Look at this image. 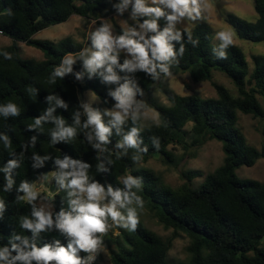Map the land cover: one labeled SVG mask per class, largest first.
I'll use <instances>...</instances> for the list:
<instances>
[{
	"label": "trees",
	"instance_id": "1",
	"mask_svg": "<svg viewBox=\"0 0 264 264\" xmlns=\"http://www.w3.org/2000/svg\"><path fill=\"white\" fill-rule=\"evenodd\" d=\"M107 1L0 0V30L2 36L11 40L9 46L0 49V107L11 103L18 110L15 115L0 112V202L3 204L0 250L7 249L11 260L18 255L13 245L21 252L46 245L50 250L63 247L67 251L71 243L76 257L84 264L89 251L75 247L71 236L56 226L61 213L76 214L70 203L76 197L69 195L73 189L67 186L71 177L64 180L63 187L60 184L62 173L79 170L61 169L57 161L68 159L87 165L83 169L87 184L102 187L108 200L112 201L109 188L113 192L135 193L158 223L172 230L171 237L162 239L139 221L132 231L115 223L112 230L94 233L99 245L107 250L110 264H168L172 241L181 234L189 239V258L180 264H264V183L240 180L235 175V170L241 166L250 167L256 160H264V144L260 149L248 145L237 127L238 113L264 120V54L252 56L250 70L237 46L230 44L222 48L221 43H213L211 28L201 24L192 30L170 32L165 36L174 53L167 61L154 60L150 49H146L149 59L154 64H164L167 73L159 67L155 74L139 67L125 68L124 57L111 54L116 56V63L107 62L102 71L95 74L83 73L77 62L63 68L68 55L82 52V45L69 37L55 43L33 39L36 33L62 24L73 15L96 21L110 12L106 11ZM252 1L257 14L254 21L229 14L226 22L239 39L264 43V0ZM161 11L160 17L133 11L142 25L153 20L157 24L155 31L145 28L147 40L163 33L170 23L167 17L171 14ZM116 33L119 37L126 32L116 27ZM177 33L178 40L171 38ZM20 43L40 50L43 60L22 59ZM109 65L118 77L116 81L105 79ZM58 69L62 71L59 76L55 75ZM213 71L221 72L231 81L236 96L212 82ZM179 73H187L193 83L210 81L216 97L169 93L168 105L151 100L149 106L157 113L158 123L141 130L140 116L124 118L105 134V141L99 140L97 131L86 122L79 100L84 91H92L105 107L113 109L119 103L116 94L123 85L127 84L131 90L130 101H135L147 96L162 77ZM37 120H40L38 125ZM189 123L191 126L187 129ZM61 127L73 128L74 135L54 138L53 133L59 132ZM133 128L137 130L135 148L124 144V137ZM262 135L264 141V133ZM211 140L221 143L223 163L204 175L197 188H193L191 182L202 175L196 172L182 174L185 182L173 188L153 170L135 168L137 162L153 158L173 163L170 146L179 145L194 154ZM12 161L15 166L10 167ZM45 175H49L50 186L56 187L53 212L47 214L53 223L34 233L22 223L25 218L35 222L33 211L41 209L36 202L21 199L25 193L20 191V185L32 186ZM128 176L137 180L139 187L126 188L121 178ZM109 220L110 217H106L105 223ZM99 258L97 251L94 264ZM51 262L54 261L48 264ZM0 264L6 262L0 261ZM15 264L24 262L16 260ZM28 264L44 262L32 259Z\"/></svg>",
	"mask_w": 264,
	"mask_h": 264
},
{
	"label": "rangeland",
	"instance_id": "2",
	"mask_svg": "<svg viewBox=\"0 0 264 264\" xmlns=\"http://www.w3.org/2000/svg\"><path fill=\"white\" fill-rule=\"evenodd\" d=\"M107 10L109 13L100 16L96 21L92 19H82L76 15L71 16L66 22L54 26H50L33 36L34 40L38 41H51L57 42L61 39L69 37L76 43L82 45V52L79 55H68L65 60H71L74 63L81 65V71L83 73H100L103 66L95 69H90L85 61L91 58L92 53L98 51L93 45V35L102 27H108L110 34L113 38L117 37L116 27L121 28L123 31L131 35L132 32L137 35L132 36L138 42L143 44V41L139 39L140 35L146 38V30L142 28V24L139 23L133 16L135 10V0H108ZM146 5H154L162 10H167L172 14V10L166 5L158 2L153 3V0H144ZM191 7V5L189 6ZM229 14H233L246 21H254L257 18V14L254 11L252 0H203L200 16H196L195 13L189 17L187 14L183 17H178L176 21H172L168 24L170 32H178L180 30H192L196 26L206 24L211 28L213 32V43H221L217 37L218 32H230L232 33V44L237 46L244 54L248 68L252 70V56L264 54V43H252L239 39L233 28L226 22V17ZM11 44V40L5 36L0 35V49L7 47ZM120 54L124 57L125 61H130L133 64L137 63L136 58L126 48H114L113 53ZM19 56L22 59H35L43 60V53L35 47L26 46L25 44H19ZM64 64L63 68L66 67ZM212 82L225 87L228 92L236 96V90L231 81L221 72H212ZM176 94L180 96L197 95L201 98H215L216 93L212 87L210 81H204L200 83H193L187 73H179L176 76H164L160 79L158 84L152 89V91L142 99L131 101L127 115L140 116L141 124L140 129L143 130L153 123H158L157 113L150 108L149 104L151 100H155L160 104L168 105V94ZM79 100L84 108L91 110L93 113L99 114L101 123L111 130L117 123L114 121V114L119 112L122 115L123 110L116 107L109 109L103 105L101 100L92 91L86 90L79 95ZM191 123L187 124L186 128L189 129ZM237 127L244 135L248 145H251L257 149H260L264 144V120L253 118L248 115L238 113ZM174 156L173 163H164L160 159H150L147 162H137L135 168L144 167L154 171V173L162 178V180L173 188L181 186L185 179L182 174L186 172H196L202 176L196 177L191 182L193 188L202 182L203 176L213 172L219 166L222 165L224 154L222 152L221 143L211 140L201 146L196 152L191 153L184 150L181 146L175 145L168 148ZM235 175L240 180H255L260 183H264V160L258 159L250 166H241L235 170ZM126 177H122L124 182ZM32 190L37 193L36 198L31 202H36L40 209L45 214L53 212V194L50 193L49 175L42 176L35 184L31 186ZM105 193V192H104ZM25 197V194L24 196ZM46 199V200H45ZM25 201L28 202L26 198ZM102 206L111 202L105 198L100 201ZM129 208L135 209L138 215L139 221L148 229L155 232L160 238L167 239L172 236V230L164 229L163 226L152 216L149 209L144 205L140 207L136 202L126 204L125 208L119 207L117 209L123 216H127ZM106 230H112L115 223L110 220L105 223ZM117 232L114 230V235ZM96 238V237H95ZM72 243L74 237H71ZM75 247L78 248L75 243ZM189 245V239L181 234L174 238L170 250L168 251V264H180L187 262L189 254L187 247ZM98 251L100 258L97 260V264H110L109 254L106 249L101 245H97L95 250ZM50 264H56L51 262Z\"/></svg>",
	"mask_w": 264,
	"mask_h": 264
},
{
	"label": "clouds",
	"instance_id": "3",
	"mask_svg": "<svg viewBox=\"0 0 264 264\" xmlns=\"http://www.w3.org/2000/svg\"><path fill=\"white\" fill-rule=\"evenodd\" d=\"M128 0H125L127 3ZM157 0H153V3H156ZM159 3L166 5L172 10V14L168 15L167 19L169 22L176 21L178 17H183L187 14L189 17L193 13L196 16H200L201 8L203 5V0H158ZM191 5V7H189ZM135 10L137 12L147 14H154L156 17L163 15L160 8L156 7H146L144 0H135ZM142 28H147L152 31H155L157 24L155 20L149 22L145 21L141 26ZM170 27L166 28L163 33L151 37L149 40H145L143 35H140L139 39L143 41L141 44L138 41L133 40L129 37L128 33L121 35L119 37L113 38L109 32L108 27L100 28L93 35V45L98 51L92 53L91 58L85 61L86 65L90 69H95L105 65L107 62L111 64L116 63V56L110 55L113 53L114 48H126L130 53L135 54L137 60L136 64H133L130 61H125L123 67L132 69L133 67H139L145 69L148 72L155 74L157 67L161 71L167 73L168 69L164 64H154L152 60L149 59V53L146 49H150L151 56L156 61H167L169 57H173L174 53L172 48L166 43L165 36L170 33ZM132 36L137 35V33L132 32ZM217 37L221 41V47L226 48L228 45L232 44V33L230 32H218ZM173 39H179V33H177ZM182 50V49H181ZM223 56L224 53L221 52ZM64 63L71 64L72 61L65 60ZM108 66L106 71L109 73L105 77L106 80L116 81L118 77L113 74L112 67ZM62 74L61 70H57L55 75L59 76ZM122 94V95H121ZM130 96L131 90L128 88L127 84L123 85L119 92L116 94V99L118 100L117 107L123 110V115L119 112L114 114L115 123H122L125 116L127 115L129 106H130ZM17 108L14 104L9 103L4 107H0V112H3L5 115L8 113L16 114ZM78 122V121H77ZM40 120L36 121L38 125ZM58 124L62 125L63 121H57ZM88 124H94L97 129V136L99 140L105 141V134L109 132V129L106 128L101 123V118L99 114L89 112L88 113ZM87 126V125H85ZM137 130L133 128L131 132L124 137V144L128 147L135 148L137 142L135 139ZM74 135L73 128L61 127L60 131L53 133V137L59 136L61 138L67 136L71 137ZM121 147L123 145H120ZM146 151V149H145ZM61 169L73 168L79 170H73L71 172L62 173L60 177V184L64 186V180L67 177H71L68 187L72 188L73 191L69 193L70 196H75V199L71 200L72 210L75 215L61 213L58 218L56 226L66 232L69 236L74 237L73 243L78 246L79 249L85 251H93L97 247L99 240L94 237V233H104L106 231L105 218L111 217L112 221L118 226L126 228L130 231L135 230L137 224L139 223V218L135 209L129 208L127 211V216H123L121 212L117 209V205L120 208H124L126 204H131L133 198H135L136 203L143 207V201L140 197L135 196V193H128L117 190L113 192L111 188L108 189V195L112 196V201L104 206L100 205V201L104 200L105 193L102 187L96 183L87 184V177L83 169L87 165L79 164L77 161L65 159L64 161H57ZM10 167L15 166V161L10 162ZM12 184L11 179L8 180V186ZM126 188L131 189L132 187H139L137 180L133 179L131 176H128L124 180ZM20 191L25 193V197L29 203L36 198L37 193L32 190L31 186L27 183H21ZM3 207L2 202H0V208ZM33 216L36 218L35 222L25 218L23 220L22 226L31 231L38 232L45 229V226L51 227L53 221L49 215L41 211H33ZM19 239V237H17ZM24 244L27 245V240L24 241ZM13 250L18 252V255L11 260L8 259V250H0V261H5L6 264H15L16 260L23 261L24 264L32 259L36 261H43L44 264H48L49 261H55L56 264H81V261L76 257V249L73 248L72 244L68 245V250L66 251L63 247H58L54 250H50L46 245L43 248L36 249L34 246L30 252H21L16 245H13Z\"/></svg>",
	"mask_w": 264,
	"mask_h": 264
},
{
	"label": "built area",
	"instance_id": "4",
	"mask_svg": "<svg viewBox=\"0 0 264 264\" xmlns=\"http://www.w3.org/2000/svg\"><path fill=\"white\" fill-rule=\"evenodd\" d=\"M0 35H2L1 30H0ZM89 112H92V111L87 108H84V116H85V120L87 123H88V113ZM88 125L91 127L92 130L97 131L96 126L94 124H88ZM95 256H96V251H89L87 258L84 261V264H94Z\"/></svg>",
	"mask_w": 264,
	"mask_h": 264
},
{
	"label": "water",
	"instance_id": "5",
	"mask_svg": "<svg viewBox=\"0 0 264 264\" xmlns=\"http://www.w3.org/2000/svg\"><path fill=\"white\" fill-rule=\"evenodd\" d=\"M56 192V187L55 186H50V193L54 194Z\"/></svg>",
	"mask_w": 264,
	"mask_h": 264
}]
</instances>
